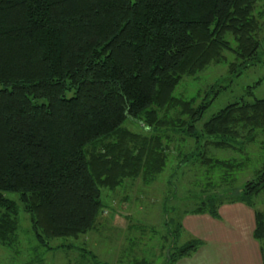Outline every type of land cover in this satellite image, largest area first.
<instances>
[{
	"label": "trees",
	"instance_id": "obj_1",
	"mask_svg": "<svg viewBox=\"0 0 264 264\" xmlns=\"http://www.w3.org/2000/svg\"><path fill=\"white\" fill-rule=\"evenodd\" d=\"M255 2L0 0V242L8 244L18 226L17 203L8 193L16 195L34 238L46 246L45 237H75L94 228L101 188L159 171L166 119L157 109L174 105L181 77L217 60L222 50L232 53L235 75L264 55ZM262 79L264 74L257 83ZM210 90L207 95L218 87ZM210 98L196 106L179 99L186 118L169 119L166 127L195 140L198 151L188 159L210 169L228 162L207 156V145L238 148L255 133L264 145V97L226 104L196 129ZM125 121L139 123L147 134L124 129ZM263 191L264 161L237 191L199 194L190 212L217 218L222 195L233 194L231 201L252 210L251 235L263 256L264 212L254 205ZM181 230L177 221L173 240ZM201 244L190 237L170 245L166 264Z\"/></svg>",
	"mask_w": 264,
	"mask_h": 264
},
{
	"label": "rangeland",
	"instance_id": "obj_2",
	"mask_svg": "<svg viewBox=\"0 0 264 264\" xmlns=\"http://www.w3.org/2000/svg\"><path fill=\"white\" fill-rule=\"evenodd\" d=\"M253 11L259 26L257 37L262 41L264 0H256ZM261 43L259 51L262 53L264 46ZM232 59L231 52L222 50L217 60H210L203 69L191 76L181 77L172 92L175 99L170 101L174 105L157 109L158 116L166 119V125L162 126L165 127L162 130L166 129L163 131L166 142L162 140L166 145L164 163L159 171L145 179L141 176L126 177L112 189L101 188L103 205L95 226L90 231L75 237H45L46 246H43L34 238L28 214L23 210L22 204L16 195L8 193L17 203L18 226L8 244L0 242V264H166L170 245H180L190 237H197L199 240L203 237V242L190 256L171 264H238L231 241H218L211 226L217 228L218 225H224L231 236H240V241L248 243L247 248L251 250L252 210L243 203L242 206L238 205L241 202L231 201L233 194H223L222 202L217 205V213L220 214L215 221L216 226L213 218L205 213L200 215L208 217V222L197 223L194 227L188 225L196 223L190 218L196 214H192L190 210L197 203L199 194L202 195L204 191H237L246 179L254 176L264 161V145L261 144L260 134L255 133L250 141L242 142L238 148L207 145L204 148L207 156L228 162L227 165L215 164L208 169V166H201L199 160L187 158L188 153L195 154L198 151L197 143L192 137L173 133L166 128L172 123L169 119L174 118L176 122V117L186 118L185 114H181L179 99H190L191 105L196 106L211 96L202 116L195 122L196 129H199L204 120L226 104L249 102L254 98L264 97V79L257 83L264 74V55L255 64L242 69L239 75L229 70ZM250 85L255 86L247 94L245 88ZM216 86L218 91L215 94H206L208 89L212 91ZM122 127L140 137L147 134L137 122L125 121ZM242 131L240 130L239 135L245 133ZM107 141L110 138L103 142ZM87 148L92 152L98 150L97 145L95 148ZM89 156L90 153L88 158ZM254 202L255 208L264 212V191L254 197ZM227 204L226 208L223 207ZM224 210L226 211L223 212ZM244 211L248 213L243 219ZM242 219L246 221L245 224ZM177 221L181 225L184 221L186 226H182L180 234L173 240L171 232ZM236 223H240V227H236ZM192 229L196 233H192Z\"/></svg>",
	"mask_w": 264,
	"mask_h": 264
},
{
	"label": "crops",
	"instance_id": "obj_3",
	"mask_svg": "<svg viewBox=\"0 0 264 264\" xmlns=\"http://www.w3.org/2000/svg\"><path fill=\"white\" fill-rule=\"evenodd\" d=\"M241 204L242 203H239L238 205H241ZM228 205L229 204L224 205L223 207L226 208ZM219 206H218V212L220 211L219 208L222 206V204H221L220 207ZM233 206H235V205L233 204ZM225 211L226 210H224L223 212H225ZM247 213H248L247 211L242 212L243 219L245 217H247ZM200 214H205V213H197L196 215L194 214L195 216L190 217V218H193L192 221H196V223H194V224L188 223V225H192V227H194V226L197 225V223H201V222L207 223L208 220H209L208 217L201 216ZM219 214L220 213H218V215ZM250 214H252V213L250 212ZM249 215H248V217H249ZM252 217H253V214H252ZM190 218H189V220H190ZM211 218H213V220H214L213 223L216 226V222L215 221H216V219H219V218H214V217H211ZM234 218H237V217H234ZM243 219H242V221H243ZM240 221H241V218H240ZM183 222H182V226L185 227L186 225ZM243 222L245 224L246 221L244 220ZM239 224L240 223H236V225H237L236 227H238ZM211 227L214 229V234H216V238H217L218 241H221V242H226V241H229V240L231 241L232 251H234V254L233 255L234 256L237 255V259H238L237 262H238V264H264V255L261 256V254L259 252V249H258V245H257L256 241H253L254 240L253 238L250 239L251 243L253 244V248L250 250L249 248H247L248 243H245V242L240 241V239H241L240 236H237L235 238L233 236H231L230 233L228 232L227 228L224 225H218L217 228L214 227V226H211ZM239 230L241 231L242 229H239ZM192 233H196V230L195 229H192ZM247 237H250V236H247ZM200 240L203 242V237ZM241 250H242V252H241ZM254 257H255L256 260H254Z\"/></svg>",
	"mask_w": 264,
	"mask_h": 264
}]
</instances>
